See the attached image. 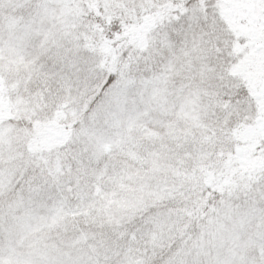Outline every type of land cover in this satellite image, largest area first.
<instances>
[{
	"label": "snow or ice",
	"instance_id": "6c2138e0",
	"mask_svg": "<svg viewBox=\"0 0 264 264\" xmlns=\"http://www.w3.org/2000/svg\"><path fill=\"white\" fill-rule=\"evenodd\" d=\"M0 264H264V0H0Z\"/></svg>",
	"mask_w": 264,
	"mask_h": 264
}]
</instances>
